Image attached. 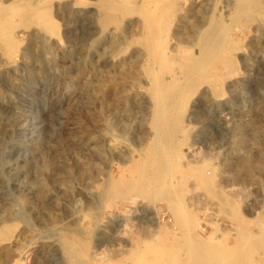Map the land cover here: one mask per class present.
<instances>
[{"label": "rangeland", "instance_id": "374dc122", "mask_svg": "<svg viewBox=\"0 0 264 264\" xmlns=\"http://www.w3.org/2000/svg\"><path fill=\"white\" fill-rule=\"evenodd\" d=\"M79 1L51 0L37 19L39 0H0L2 17H14L0 37V264H97L106 255L129 264L141 230L178 225L186 213L198 222L171 250L177 259L200 228L217 252L241 233L264 244V0ZM149 2L168 8L164 20L143 14ZM156 21L165 66L148 53ZM213 43L227 50L206 55L209 66L200 58L192 81L190 57ZM158 167L164 187L138 180ZM198 168L214 177L211 188L195 180ZM133 178L135 194L109 201L112 183ZM175 191L179 202H170ZM263 244L254 256L264 261Z\"/></svg>", "mask_w": 264, "mask_h": 264}, {"label": "bare ground", "instance_id": "6f19581e", "mask_svg": "<svg viewBox=\"0 0 264 264\" xmlns=\"http://www.w3.org/2000/svg\"><path fill=\"white\" fill-rule=\"evenodd\" d=\"M83 0L77 2V5H84V2H82ZM158 1V0H157ZM157 1H153L151 2V4L154 5V7H158L159 6V3ZM35 2V1H34ZM37 3V2H36ZM150 2L148 3V5L143 8V14L146 15L147 17L153 14H156V17L159 16V15H162L160 17H158V21L161 22V20H164L165 19V15H166V12H167V7H164L161 9L158 8V10H155L152 9L150 6H151ZM35 6V5H34ZM37 6H41V7H38L33 10V9H30V14L32 16H38L37 19H39L40 15L42 13H45V12H48L50 7H51V0H39V2L37 3ZM83 6V7H84ZM247 7V6H246ZM256 7V6H255ZM260 7V6H259ZM2 9V8H1ZM6 8H3L2 10H4ZM53 9V8H52ZM243 9V7H242ZM262 9V7H261ZM0 10V13L1 11ZM7 10V9H6ZM20 9H18L19 11ZM24 10V9H23ZM244 10V9H243ZM253 9H251L252 11ZM17 11L18 13V17H20L19 15V12ZM22 11V10H21ZM20 11V12H21ZM244 11H247L246 9ZM250 11V12H251ZM254 11V10H253ZM28 14H29V11H27ZM248 12V13H250ZM264 12V11H263ZM26 13V12H25ZM142 13V12H141ZM253 13V12H252ZM255 13L257 14H262V11H256ZM10 14V13H9ZM158 14V15H157ZM8 15V14H7ZM14 15V14H13ZM31 15H29L31 17ZM164 15V17H163ZM214 15V14H213ZM6 15H4V17H2V15L0 14V37L4 36V37H8L9 34H7V31H8V27L10 26L11 22L14 20L11 16L9 17H5ZM21 16H23L21 14ZM212 16V15H210ZM252 16V15H251ZM26 17V16H25ZM24 18V17H23ZM41 18H43L41 16ZM156 19V18H155ZM161 19V20H160ZM28 20V19H27ZM30 20V19H29ZM157 20V19H156ZM37 21V20H36ZM40 22V20H38ZM41 21H43L41 19ZM46 21V20H44ZM155 21V20H154ZM155 24H153L152 26H148V36H147V44H148V53H150L151 55V59L152 61H156V62H160L162 63L164 66L167 64L165 62V59H166V54L164 52V49H162L160 46H159V40H158V34H157V22ZM209 21V20H208ZM159 22V23H160ZM204 22V21H203ZM236 22V21H235ZM210 23V22H209ZM214 23V22H213ZM232 23V22H231ZM145 25V24H144ZM169 25V24H168ZM210 25V24H208ZM212 25V24H211ZM45 26H46V29L49 28H53V22H51V20H48L47 19V22L45 23ZM167 26V25H166ZM204 26V25H203ZM147 27V26H146ZM168 27V26H167ZM169 29V28H168ZM227 29V28H226ZM202 32V31H201ZM162 33V32H160ZM167 33V32H166ZM225 33V32H224ZM207 34V33H206ZM223 34V33H222ZM56 35V33H55ZM161 35V34H160ZM160 35H159V38H160ZM210 35V33H209ZM225 35V34H224ZM225 37V36H223ZM161 39H163L161 37ZM165 40V39H164ZM163 40V41H164ZM224 40H222L223 42ZM222 42H219L221 44H223ZM161 43V42H160ZM208 43V42H207ZM162 44V43H161ZM214 44V43H213ZM227 44V43H226ZM164 45V44H163ZM225 45V44H224ZM224 45H218V44H214L212 46V48H209V47H204L202 48V50H198L199 52H197V55L196 56H193V57H190L191 56V53L189 51H187L185 54L187 56L190 57V60L193 61V63L188 65L190 66V68L188 69L189 70V73L188 75L191 77L192 81L193 80H196V77H198L197 75V70H198V67H200V65L202 64V62L204 60L201 61L200 58H202L203 56H205L206 58V64L209 63L210 61L213 60V58H217L218 56L222 55L223 52H225L227 50V47H224ZM204 46V45H203ZM207 46V45H206ZM228 46V45H227ZM167 49V48H165ZM230 49V48H229ZM190 50V49H189ZM192 50V49H191ZM225 50V51H224ZM16 55V53H15ZM206 55H210V57H213L211 58V60L209 59L207 62V56ZM204 58V59H205ZM150 59V60H151ZM197 62V60H199ZM216 61V60H215ZM214 61V62H215ZM228 64H227V67L229 68H233L235 69L236 68V62L233 61V59H228ZM149 62V61H148ZM205 62V61H204ZM213 62V63H214ZM212 63V62H211ZM225 63V62H224ZM205 64V63H204ZM205 64V65H206ZM210 64V63H209ZM203 65V64H202ZM226 65V64H225ZM207 66H209L207 64ZM207 66H204L205 68ZM238 71V70H237ZM234 74V73H233ZM236 74V73H235ZM207 75V74H206ZM224 74L222 73H217L214 77L215 80L217 81H220V79H223L224 78ZM204 79V78H203ZM197 80H200V79H197ZM203 81V80H202ZM224 81V80H223ZM213 85V84H212ZM215 85V84H214ZM216 86H218V84H216ZM216 86H214L216 88ZM156 88V87H155ZM161 91V90H160ZM163 104V103H162ZM177 110V109H176ZM159 117V116H158ZM156 117V118H158ZM171 117V112L169 113H166L165 115H161L160 118L158 119L161 122H167V120H169V118ZM175 121V120H174ZM163 125V124H161ZM159 125V127L161 126ZM166 125V124H165ZM169 127V126H168ZM180 127V126H179ZM172 132V131H171ZM157 133V132H156ZM170 134V133H169ZM182 134V133H181ZM168 136V135H167ZM171 136V135H170ZM172 137V136H171ZM2 141V140H1ZM175 143V142H174ZM159 160V159H158ZM161 161V160H160ZM145 166V165H144ZM157 167V166H156ZM161 167V166H160ZM160 167H158V171L154 172L152 175H144L143 178L141 177V174H140V177L138 178L139 181H141V179L145 180V183H144V186H147L149 188H162L164 187V174H163V171L166 172V170L164 169H159ZM205 168V166H203ZM204 168H201L202 170H204V172H206V170ZM199 169V168H198ZM141 170V169H140ZM163 170V171H162ZM200 170V169H199ZM125 171V170H124ZM137 171V170H136ZM141 172V171H140ZM143 172V171H142ZM164 172V173H165ZM168 172V170H167ZM202 172V173H200ZM209 172V171H208ZM124 173V172H123ZM199 175H195L194 177L195 180H198L202 185L206 186L207 188L210 187V184L213 182V178H209V174H204L203 171H199ZM207 173V172H206ZM122 175V174H121ZM124 177V175H123ZM122 177V178H123ZM121 178V177H120ZM131 179V178H130ZM212 180V182H211ZM160 181H161V184H160ZM137 180H135L133 178V180H129V181H123V180H118L114 183H112L110 187L111 190H109V187H108V190L110 191V199L109 201L113 202L114 200L128 194H132L134 193L135 194V188L134 187H137ZM169 182V181H168ZM158 183L156 186L155 184ZM171 183V182H170ZM160 185V186H159ZM171 185V184H170ZM143 186V187H144ZM143 187H140L138 189V191H142ZM201 188V187H200ZM211 188V187H210ZM138 191L136 193H138ZM160 191V190H158ZM107 192V191H106ZM157 192V191H156ZM155 192V194H156ZM174 192V191H173ZM109 193V192H108ZM157 194H160V192ZM181 191H175V193H173V196H171V199H170V202H174V201H178V199H180V196H181ZM162 195V193L160 194ZM159 196V195H157ZM165 196V195H164ZM145 198V197H144ZM168 198V197H167ZM151 199V198H150ZM161 199V198H160ZM169 200V199H168ZM179 202V201H178ZM108 205V204H107ZM235 206V205H234ZM169 208V207H168ZM213 209V208H212ZM175 210V209H174ZM173 210V211H174ZM125 211V210H124ZM180 211V210H179ZM179 211H174L173 212V215L174 217L176 218L179 217ZM182 214V213H181ZM197 217V216H196ZM172 218V217H171ZM174 218V219H175ZM179 223H177L178 225H176L175 222H171V224H166L165 226H159L157 228L154 229V231H150V230H141L140 231V236H141V245L137 247V250L139 249L140 252H137V257L138 256H149V258L151 257V259L147 262V264H224V262H226L227 264H264V261L259 258V257H256L254 256V253H257V251H259V249H261V244H263L261 242V239L260 237H258V241H255L253 242V240L255 239L256 240V237H251L250 235H248V233H241L240 237L238 238H235V243H234V246L232 247H228L227 249H225L224 251H221V252H217V251H214L212 249V247H216V244H207L206 242H204L205 238H208L209 236L211 235H203L202 232L200 230H202V228H200L199 231H197L199 233V236H197L196 238H200L201 240H196L194 241L195 243V246H191V247H185V252L183 255H181L183 258L182 259H177V256L176 255H172L171 253V250H175V249H178L179 248H182L183 245H180L181 247H178V240H179V237H182L184 236L185 237V234L188 232V230L190 229V224H193L194 222L197 221V219H195V216H193V214H190V213H186L184 214L183 216L179 217L178 219ZM198 222V221H197ZM218 222V221H217ZM174 223V224H173ZM201 223V222H200ZM199 223V224H200ZM223 223V222H222ZM197 224V223H196ZM199 224L197 226H199ZM210 224H213L212 222H210ZM228 224V223H227ZM244 224V223H243ZM262 224V223H261ZM229 225V224H228ZM249 225V224H248ZM177 226V227H176ZM214 226V224H213ZM218 226V225H217ZM264 224L260 225L259 228H262V232L264 234ZM260 230V231H261ZM218 232V231H217ZM261 232V233H262ZM197 233V234H198ZM260 233V235H261ZM196 234V235H197ZM230 234V233H229ZM227 232L224 233L223 235L226 236V235H229ZM191 235V234H190ZM213 235H216L215 233ZM172 237L171 240H169L167 237ZM222 236V235H221ZM264 236V235H263ZM211 238V237H210ZM209 238V239H210ZM140 239V238H139ZM204 239V240H203ZM147 243H144L146 242ZM182 242V241H181ZM200 242V243H199ZM143 243V244H142ZM179 244H181L179 242ZM132 245V244H130ZM129 245V246H130ZM135 245V244H134ZM192 245V244H191ZM194 245V244H193ZM264 245V244H263ZM134 249V248H133ZM195 249L196 250V254L195 255H190V251ZM130 250V249H129ZM131 252H132V247H131V251H130V255H131ZM120 253V252H119ZM124 254V253H123ZM121 254V256L123 255ZM193 254V253H192ZM118 255V254H117ZM116 255V256H117ZM129 255V256H130ZM120 256V255H118ZM120 256V257H121ZM131 257V256H130ZM137 257L135 258V253L132 254V260H130V263L129 264H142V258L141 257H138V260ZM113 257L111 258H108V256L106 255L105 258H104V261L103 263L102 262H98L97 264H111L110 261L112 260ZM115 258V257H114ZM129 258V257H128ZM146 258V257H145ZM263 258V257H262ZM127 259V257H126ZM229 259L231 261H229ZM146 261V260H145ZM112 262V261H111ZM116 264V263H115Z\"/></svg>", "mask_w": 264, "mask_h": 264}]
</instances>
